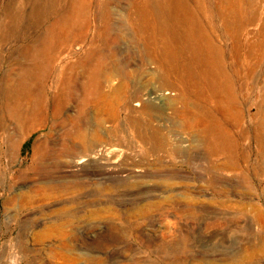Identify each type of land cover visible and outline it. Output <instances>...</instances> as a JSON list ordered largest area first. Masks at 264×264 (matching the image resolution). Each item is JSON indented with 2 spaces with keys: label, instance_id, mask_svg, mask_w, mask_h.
Instances as JSON below:
<instances>
[{
  "label": "rangeland",
  "instance_id": "374dc122",
  "mask_svg": "<svg viewBox=\"0 0 264 264\" xmlns=\"http://www.w3.org/2000/svg\"><path fill=\"white\" fill-rule=\"evenodd\" d=\"M85 1L81 42L49 68L44 89L37 85L47 102L65 97L57 118L47 106L30 129L8 119L4 80L16 82L21 63L6 57L26 42H0V52L7 50L0 56V264H264V157L257 158L264 144L258 146L252 132L256 106L264 101V65L257 71L262 83L250 80L239 99L241 132L233 126L236 155L247 161L223 170L227 156L203 155L209 118L200 113L203 122L196 121L192 93L148 73L155 67L143 52L154 44L139 36L138 0ZM22 8L23 0H0V23ZM36 33L30 27L24 36ZM247 38L258 41L254 34ZM100 62L108 66L102 93L93 86ZM80 100L81 154L64 155L65 146L78 145ZM155 132L169 142V153H149ZM10 134L19 143L14 151L5 141ZM41 189L55 197L43 203Z\"/></svg>",
  "mask_w": 264,
  "mask_h": 264
},
{
  "label": "bare ground",
  "instance_id": "6f19581e",
  "mask_svg": "<svg viewBox=\"0 0 264 264\" xmlns=\"http://www.w3.org/2000/svg\"><path fill=\"white\" fill-rule=\"evenodd\" d=\"M23 1L24 8L18 12L9 11L0 23V42L4 43L11 37L26 42L25 46L11 51L6 57L8 60H17L21 65L17 69L16 82L4 80L9 89L3 106L8 119L14 121L18 129H30L37 121L38 114L45 111L47 106L51 107L53 118L63 112L65 97L54 96L47 102L44 90H40L37 85L41 84L39 87L44 89L49 68L56 60L68 55L69 47L81 42V10L87 2L69 0L70 4L62 9L59 7L62 0ZM136 15L139 36L145 42L148 39L147 43L154 44L151 47L147 44L143 52L146 63L153 64L156 69L151 67L148 73L158 79H166L167 84L175 80L181 83L182 90L192 93L195 98L196 121L199 118L203 122L200 113L209 118L201 136L208 144L203 154L205 159L225 155L227 162L221 169L239 168L242 161H247V157L236 155L233 128L239 129L243 120L239 99L249 81H254L255 87L262 83L257 71L264 65V4L257 5L252 0H215L214 3L209 0H138ZM255 26L260 28L251 32L250 28ZM30 27L35 28L37 33L33 38L26 39L24 33ZM105 31L109 34V29ZM217 32L224 37V43L215 37ZM249 34H254L258 41L251 43L247 38ZM118 42V37L111 38L110 45L115 47ZM227 42H231V49L227 47ZM4 52L7 50L0 52V56ZM112 64L111 68L115 72L127 77L121 64L115 61ZM106 69L108 66L105 62H100L96 71L97 79L93 81L98 93H102L100 77ZM5 85L2 84L1 88ZM151 95L150 91L145 94L149 102H152ZM155 98L159 99V96ZM125 101L131 103L128 94ZM209 101L214 107L210 106ZM256 109L252 132L259 146L264 144V101ZM83 110L80 100L78 145L65 146L61 152L64 155L81 154ZM11 135L5 141L14 151L19 143L16 136L13 138ZM149 141L153 144L149 151L153 156L169 153V142L163 135L155 132ZM260 157H264L261 149L258 150L259 161ZM82 162L74 161L73 167L80 166ZM259 168L263 169L261 166ZM247 179L244 177V181ZM39 193L43 203L55 197V194L43 189Z\"/></svg>",
  "mask_w": 264,
  "mask_h": 264
}]
</instances>
